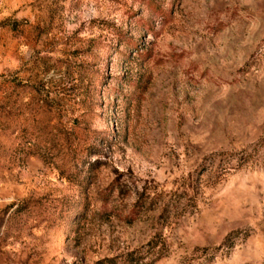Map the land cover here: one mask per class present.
<instances>
[{
  "label": "rangeland",
  "instance_id": "rangeland-1",
  "mask_svg": "<svg viewBox=\"0 0 264 264\" xmlns=\"http://www.w3.org/2000/svg\"><path fill=\"white\" fill-rule=\"evenodd\" d=\"M0 264H264V0H0Z\"/></svg>",
  "mask_w": 264,
  "mask_h": 264
}]
</instances>
